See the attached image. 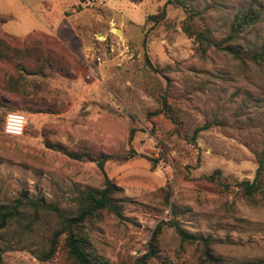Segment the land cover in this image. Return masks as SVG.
Returning a JSON list of instances; mask_svg holds the SVG:
<instances>
[{"label":"rangeland","instance_id":"rangeland-1","mask_svg":"<svg viewBox=\"0 0 264 264\" xmlns=\"http://www.w3.org/2000/svg\"><path fill=\"white\" fill-rule=\"evenodd\" d=\"M83 1L0 0V14L13 16L0 25L3 30L19 37L42 32L44 20L54 36L46 35L60 44L75 70L70 78L50 73L21 79L26 89L38 85L53 113L0 106V203L23 192L73 211L76 192L102 185L93 162L67 157L48 141L117 155L131 147L136 154L130 159L111 158L103 165L120 187L122 212L105 215L90 229L98 260L132 264L145 251L154 225L173 217L184 231L204 238L226 264H264V202L245 199L238 185L252 180L260 161L257 178L264 179V62L251 57L264 54V0H140L139 6ZM248 6L260 16L233 43L237 54L219 49L214 43L224 39L234 14ZM160 11L162 18L146 19ZM98 32L106 40L95 36ZM112 38H121L133 52L119 66L104 58L105 42ZM95 56L104 60L96 63ZM72 59H78L76 65ZM9 111L24 115L20 134L3 130ZM200 125L206 128L191 140ZM214 170L228 185L222 191L201 179ZM31 211L11 225L13 231L23 227L24 247L3 251V263L67 264L62 235L50 259L35 257L56 218L47 210L33 218ZM202 248L200 242L180 241L165 226L157 256L147 264H199Z\"/></svg>","mask_w":264,"mask_h":264},{"label":"trees","instance_id":"trees-1","mask_svg":"<svg viewBox=\"0 0 264 264\" xmlns=\"http://www.w3.org/2000/svg\"><path fill=\"white\" fill-rule=\"evenodd\" d=\"M139 2L140 0H129ZM163 11L157 14H149L146 19L162 18ZM258 9L248 6L242 11L234 14L229 30L224 39L219 43H214L219 49L233 55L237 51L233 48V43L239 39L248 29H250L259 19ZM10 18L9 15L0 14V24ZM264 47V44H263ZM58 42L43 32L33 31L21 37L7 33L0 28V106L17 109L23 107L28 112L53 113L56 111L53 104L37 92L38 85L33 83L29 89L21 83L25 75H48L58 73L66 78L72 77V68L69 56ZM73 56V55H72ZM255 62H264V54L253 53L251 55ZM78 61V59H75ZM74 59L72 61L77 64ZM83 64V63H82ZM166 103L161 101V111ZM158 111L154 112L156 114ZM206 125L196 126L190 134L193 140L195 134ZM132 134L129 131L128 140ZM47 146L61 151L67 157L81 160L86 159L93 162L102 174V185L100 187L86 186L76 192L73 202L74 210L66 211L57 207L44 204L41 198L32 199L23 192L18 197L6 203H0V264H4L1 253L6 250L23 248V236L25 231L21 226L18 230H12V224H19L25 218L24 214L28 208L32 209V217L38 210H47L55 215V227L49 232L47 238L40 248L34 251L38 260L50 259L57 248L58 238L62 235V245L65 248L67 264H108L98 260L91 252L90 229L100 222L105 215L120 217L122 212V200L117 195L120 187L116 185L104 172L103 165L108 159L115 158L127 160L136 153L129 147L121 155L111 154L101 151H93L85 144L78 146H68L59 141H48ZM153 166L154 159H150ZM261 163V161H260ZM255 170L252 180H241L238 185L240 192L245 199L255 201L261 199L264 202V179H258L261 164ZM214 190L222 191L228 185L219 180L218 171L214 170L209 175L201 177ZM264 205V203H262ZM170 210L174 212L171 207ZM29 220L26 224H30ZM165 226L173 228L179 240L182 242H200L202 244V260L199 264H226L219 256L213 255L204 238L184 231L173 217L160 219L153 227L145 244V251L134 258L132 264H147L149 259L155 258L158 252L159 234ZM9 230V232H8Z\"/></svg>","mask_w":264,"mask_h":264},{"label":"built area","instance_id":"built-area-1","mask_svg":"<svg viewBox=\"0 0 264 264\" xmlns=\"http://www.w3.org/2000/svg\"><path fill=\"white\" fill-rule=\"evenodd\" d=\"M101 40L106 39L102 37ZM105 43V60H112L115 65L119 66L131 59L133 55L132 49L121 38H112ZM104 58L95 56L94 60L96 63H100ZM24 123L25 118L23 114L17 111H9L4 116L3 130L6 133L17 135L21 133Z\"/></svg>","mask_w":264,"mask_h":264},{"label":"crops","instance_id":"crops-1","mask_svg":"<svg viewBox=\"0 0 264 264\" xmlns=\"http://www.w3.org/2000/svg\"><path fill=\"white\" fill-rule=\"evenodd\" d=\"M121 1H123V0H109L108 4H109V6H111V4L114 6V4H117V3L121 2ZM125 1H127L131 6H139L140 3H141V1H140V2H137V3H135V4L132 3V2H130V1H128V0H125ZM80 2L86 4V2H84L83 0H80ZM90 2H91V1L89 0V2H87V3H90ZM71 11H73V9H72ZM0 13H1V12H0ZM2 13H4V14L10 16V18H9L8 20H6V21H4L3 23L0 24V25L4 26L5 24H7L9 21H11V20L13 19V16H12V14H11L10 12H6V11H5V12H2ZM41 22H42V32L45 33V34H49V35L54 36L53 33L51 32L49 26L46 24V22H45L44 20H41ZM108 22H109V23H110V22H114L113 19H112V17L109 18V21H108ZM142 24H143V23H142ZM142 24H141V26H142ZM0 28H1V27H0ZM1 29H2V28H1ZM2 30H3V29H2ZM3 31H5V30H3ZM5 32H7V31H5ZM7 33H10V32H7ZM10 34H13V33H10ZM97 34H99V35H101V36L103 37V34H102L101 32L96 33L95 36H96ZM13 35H14V34H13ZM87 69H88V71L93 72V73H94V71H95V70L93 71V69H91V68L88 67V66H87Z\"/></svg>","mask_w":264,"mask_h":264},{"label":"water","instance_id":"water-1","mask_svg":"<svg viewBox=\"0 0 264 264\" xmlns=\"http://www.w3.org/2000/svg\"><path fill=\"white\" fill-rule=\"evenodd\" d=\"M117 33H120V31L118 29H115Z\"/></svg>","mask_w":264,"mask_h":264}]
</instances>
